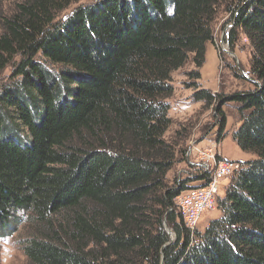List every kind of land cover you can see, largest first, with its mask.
Segmentation results:
<instances>
[{
    "label": "trees",
    "instance_id": "1",
    "mask_svg": "<svg viewBox=\"0 0 264 264\" xmlns=\"http://www.w3.org/2000/svg\"><path fill=\"white\" fill-rule=\"evenodd\" d=\"M81 1L22 0L2 20L0 235L24 224L26 264H264V0ZM221 12L230 46L252 48L254 86L229 96L199 83ZM189 62L192 100L235 104L233 140L257 156L203 233L177 198L212 174L169 177L186 142L166 138L173 74Z\"/></svg>",
    "mask_w": 264,
    "mask_h": 264
},
{
    "label": "rangeland",
    "instance_id": "2",
    "mask_svg": "<svg viewBox=\"0 0 264 264\" xmlns=\"http://www.w3.org/2000/svg\"><path fill=\"white\" fill-rule=\"evenodd\" d=\"M21 1L8 0L0 2V27L3 18L11 16L17 4ZM89 2L90 0L81 1V3ZM233 28L234 23L230 21L229 15L224 12L219 13L214 22V40L207 46L206 62L200 69L201 80L199 83L201 86L213 93H221L224 96L249 90L254 86L251 83L253 79L250 74L252 65L251 45L240 34L237 45L231 47L228 42V35ZM11 70L12 68L9 67L5 71L2 76L4 80L9 77ZM194 70L195 65L189 62L183 69L173 74L175 93L170 100L172 126L166 134V138L168 140L174 139L179 132L184 134V138L186 137L185 147L178 151L177 163L169 175L170 179H179L181 181L198 172L194 165L197 164V155L194 153L190 154V150L194 148H216V159L223 157L226 160L241 164L257 158L253 153L241 151L233 140V133L240 125V117L235 104L227 103L221 106L220 104H215L211 108H207L202 103H195L192 100L193 89L191 85L193 81L189 73ZM220 111L227 116V125L221 142H219ZM229 182V180L222 181L219 194L228 187ZM189 185L192 188L202 184L194 181ZM220 216L221 212L218 207L216 211L206 213L196 230L203 233L210 221L218 219ZM24 230V224H20L16 233L13 232L7 236L0 235V264H26V258L19 239L24 237L22 235L25 232ZM168 232L170 237L175 239V234L170 229H168Z\"/></svg>",
    "mask_w": 264,
    "mask_h": 264
},
{
    "label": "built area",
    "instance_id": "3",
    "mask_svg": "<svg viewBox=\"0 0 264 264\" xmlns=\"http://www.w3.org/2000/svg\"><path fill=\"white\" fill-rule=\"evenodd\" d=\"M191 153L197 155V164L194 165L212 174L210 182L192 187L177 198L178 211L185 226L195 231L206 213L217 210L222 181L235 176L242 169L243 164L226 159H216L217 149L213 147L194 148L190 150Z\"/></svg>",
    "mask_w": 264,
    "mask_h": 264
},
{
    "label": "crops",
    "instance_id": "4",
    "mask_svg": "<svg viewBox=\"0 0 264 264\" xmlns=\"http://www.w3.org/2000/svg\"><path fill=\"white\" fill-rule=\"evenodd\" d=\"M184 105H187V104H184ZM221 159H224L223 157H221Z\"/></svg>",
    "mask_w": 264,
    "mask_h": 264
},
{
    "label": "water",
    "instance_id": "5",
    "mask_svg": "<svg viewBox=\"0 0 264 264\" xmlns=\"http://www.w3.org/2000/svg\"><path fill=\"white\" fill-rule=\"evenodd\" d=\"M172 239V241H174L175 239H173V238H171Z\"/></svg>",
    "mask_w": 264,
    "mask_h": 264
}]
</instances>
